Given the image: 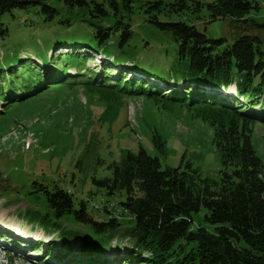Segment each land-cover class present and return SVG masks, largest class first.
Masks as SVG:
<instances>
[{"label":"trees","instance_id":"1","mask_svg":"<svg viewBox=\"0 0 264 264\" xmlns=\"http://www.w3.org/2000/svg\"><path fill=\"white\" fill-rule=\"evenodd\" d=\"M50 1L0 0V34H9L2 19L15 10L38 8L45 22L53 21L59 11ZM56 1L76 13L85 28L56 37L34 56L38 61L29 56L23 62L22 56L0 63V102L7 105L0 116L14 104L50 89L48 84L83 85L104 95L113 90L116 102L121 96H149L166 102L167 107H185L209 123L223 169L216 179H202L191 165L189 171L164 170L160 158L144 148L137 154L128 152L120 164L109 166L111 177L93 178L104 196L118 206L113 210L108 204L101 207L105 217H110L105 221L90 219L83 201L74 208V194L59 183L35 182L30 195L41 210L31 207L19 216L42 228L48 242L14 240L13 248L49 264H71L62 259L74 255L78 242L79 256L72 264H103L105 248L116 240L123 245L129 238L132 250L120 259L122 264H264V164L252 144L253 127L264 125L262 40L237 33L228 43L226 38L208 37L186 21L201 19L200 14L207 11L209 21L258 25L248 18L253 9H259L258 4L251 0ZM138 11L156 29L171 33L177 46L173 53L153 48L147 54L136 51L132 16ZM60 23L73 27L70 19ZM59 48L67 52L56 54ZM230 91L236 94L229 95ZM153 144L165 153L166 142L157 132ZM203 208L214 231L194 226V215ZM71 210L77 220L85 221L88 232L69 230L59 221ZM115 210L124 218H117ZM1 238L8 240L5 234Z\"/></svg>","mask_w":264,"mask_h":264},{"label":"rangeland","instance_id":"2","mask_svg":"<svg viewBox=\"0 0 264 264\" xmlns=\"http://www.w3.org/2000/svg\"><path fill=\"white\" fill-rule=\"evenodd\" d=\"M251 1L258 4L259 9H253L248 18L260 26L247 24L238 27L229 20L209 21L207 11L200 14L201 19L189 17L186 21L196 25L208 37L226 38L228 43L233 42L237 33L258 36L264 50V0ZM50 3L59 11L53 21L45 22L38 8L15 10L2 19L3 28H8L9 34L7 37L0 34L1 65L9 63L12 57L25 56L22 58L26 62L29 56H33L32 60L38 61L39 58L35 60L34 56H39L56 37L67 35L71 29L85 28L77 14L63 3L56 0ZM61 19H70L73 27L67 28L60 23ZM132 24L135 31L133 43L138 45L136 51L146 54L152 53L149 52L151 48L170 53L175 51L177 46L171 33L156 29L146 21L143 13L136 12L132 16ZM145 43H149L146 49ZM63 50L59 48L56 54ZM89 66L93 68L94 64L89 63ZM70 72L76 76L75 70ZM48 86L50 89L14 104L7 114L0 116V264H49L44 258L38 259L24 252V249H21L23 254L9 249L15 247L14 240L27 243L29 239L49 238L42 228L19 216L31 207L41 210L38 205L36 207L35 196L30 195L35 182L59 183L62 188L71 190L77 203L83 201L86 204L92 219L105 221L110 217H105L101 207L108 204L113 210L118 206L104 196V190L93 183V178L111 177L109 166L120 164L128 152L137 154L140 148H144L149 155L160 158L164 170L189 171L187 166L191 165L199 170L202 179H216L223 169L214 144L213 128L194 117L185 107L174 104L167 107L166 102L143 95L121 96L116 102L113 98L118 95L113 90L104 95L91 92L83 85ZM231 89L233 91V87ZM262 89L264 91V87ZM6 107L3 101L0 102V114L6 111ZM253 130L252 144L264 164V125L253 127ZM155 132L166 142L164 154L153 144ZM115 211L117 218H124ZM205 215L204 208L195 214L194 226L201 225L214 231L206 222ZM71 223L63 224L70 225L72 228L69 230L77 229ZM4 234L8 240L1 238ZM121 244L116 240L111 247L105 248L109 255L104 254L106 258L102 257L100 261L106 259V264H122L120 259L132 250V242L126 238ZM79 247L77 242L73 248L74 255H66L63 263L72 264L76 255L79 256ZM117 257L121 258L118 260Z\"/></svg>","mask_w":264,"mask_h":264},{"label":"water","instance_id":"3","mask_svg":"<svg viewBox=\"0 0 264 264\" xmlns=\"http://www.w3.org/2000/svg\"><path fill=\"white\" fill-rule=\"evenodd\" d=\"M78 204H80V203L78 202ZM76 207H79L77 205V202H76V204H74V208H76ZM76 210L74 209V211H76ZM71 211L72 212H70V214L68 213L66 215H63L62 217H59L60 218L59 221H61L62 224L63 223H70V221H72L71 224L75 225V227L78 230L88 232L89 230L87 228V225H86L85 221H83V220H81V221L77 220L76 217H75V213L73 212V210H71ZM86 213H87L88 217L90 219H92V216L88 213V210H87ZM66 226H68L69 228H72L70 225H66ZM75 227H73V228H75Z\"/></svg>","mask_w":264,"mask_h":264},{"label":"bare ground","instance_id":"4","mask_svg":"<svg viewBox=\"0 0 264 264\" xmlns=\"http://www.w3.org/2000/svg\"><path fill=\"white\" fill-rule=\"evenodd\" d=\"M236 93H233L232 91L229 92V95H235Z\"/></svg>","mask_w":264,"mask_h":264}]
</instances>
